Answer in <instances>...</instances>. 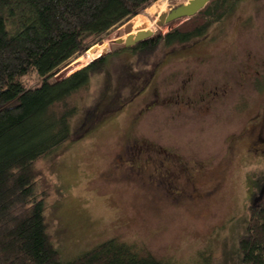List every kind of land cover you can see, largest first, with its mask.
Returning a JSON list of instances; mask_svg holds the SVG:
<instances>
[{
  "label": "rangeland",
  "instance_id": "rangeland-1",
  "mask_svg": "<svg viewBox=\"0 0 264 264\" xmlns=\"http://www.w3.org/2000/svg\"><path fill=\"white\" fill-rule=\"evenodd\" d=\"M160 1L161 14L177 5ZM147 9L86 40L95 55L109 47L105 72L54 107L77 112L73 138L43 165L52 182L45 218L53 245L64 262L115 239L168 264H242L238 241L251 201L264 191V0L238 4L205 38L160 48L145 65L121 50L112 56L124 22L131 32L152 24ZM185 21L156 26L153 35ZM87 50L54 75L23 81L34 88L65 78L89 62ZM128 141L186 162L188 193L140 174L142 157L156 155L127 153Z\"/></svg>",
  "mask_w": 264,
  "mask_h": 264
},
{
  "label": "trees",
  "instance_id": "trees-1",
  "mask_svg": "<svg viewBox=\"0 0 264 264\" xmlns=\"http://www.w3.org/2000/svg\"><path fill=\"white\" fill-rule=\"evenodd\" d=\"M155 1L0 0V264H168L149 254L139 256L133 246L115 239L70 261L61 260L45 218L52 182L43 165L73 138L70 119L77 108L56 112L54 107L104 74L108 60L57 81L43 79L34 88L23 81L31 74L45 78L58 73L88 49L89 37L142 14ZM184 1L172 0L176 6ZM244 1L211 0L165 34L158 32L130 48H117L112 56L121 50L130 53L136 64L145 65L160 48L205 38L212 26ZM162 2L146 10L152 24L137 30H157V16L165 9ZM262 193L251 201L246 232L238 241L242 264H264Z\"/></svg>",
  "mask_w": 264,
  "mask_h": 264
},
{
  "label": "flooded vegetation",
  "instance_id": "flooded-vegetation-1",
  "mask_svg": "<svg viewBox=\"0 0 264 264\" xmlns=\"http://www.w3.org/2000/svg\"><path fill=\"white\" fill-rule=\"evenodd\" d=\"M176 99L179 100V96H177ZM202 99H204V94L202 96ZM124 147L127 150V153H129L130 150H136V152L141 155H156V161H153L151 156H148L146 158L142 157L143 162L138 164L136 169L138 170V172H140V174L144 172H150L159 181L167 182L169 189H172L175 194L183 193L185 195L188 193V191L190 190V186L192 185V182L190 181V175L192 173V171L190 172V170H192V168L188 167L185 164L186 162L184 163V161H182L178 156L169 154L168 152H166L165 150H161L160 148L156 149L143 142L128 141V143H126ZM175 174L176 176L177 174L181 175L180 178L181 181H183L181 185L178 186L179 188H175L176 186L172 188L171 186L173 182L172 179L174 178ZM180 178H177V180H180ZM262 189L263 185L262 187H260L259 193L262 191Z\"/></svg>",
  "mask_w": 264,
  "mask_h": 264
},
{
  "label": "water",
  "instance_id": "water-1",
  "mask_svg": "<svg viewBox=\"0 0 264 264\" xmlns=\"http://www.w3.org/2000/svg\"><path fill=\"white\" fill-rule=\"evenodd\" d=\"M210 1L211 0H188L186 3L174 7L169 12L159 15L156 20V26L160 28L168 26L178 20H187L190 17L195 16ZM132 27L133 26L129 21L124 22L121 28L117 29V38L113 41L112 45L122 46L123 48H130L153 36V32L148 30H137L134 35H131L130 33L132 31ZM123 35L127 36L122 40L121 37ZM87 52L91 59L84 67L103 59L105 56H107L108 53H110V49L109 47H107L104 52H100L96 55L92 48L90 50H87Z\"/></svg>",
  "mask_w": 264,
  "mask_h": 264
},
{
  "label": "bare ground",
  "instance_id": "bare-ground-1",
  "mask_svg": "<svg viewBox=\"0 0 264 264\" xmlns=\"http://www.w3.org/2000/svg\"><path fill=\"white\" fill-rule=\"evenodd\" d=\"M133 18H135V17H133ZM158 27V26H157ZM159 28V27H158Z\"/></svg>",
  "mask_w": 264,
  "mask_h": 264
}]
</instances>
